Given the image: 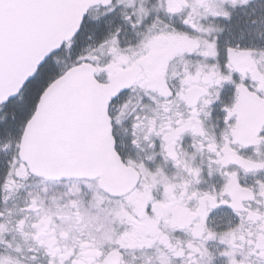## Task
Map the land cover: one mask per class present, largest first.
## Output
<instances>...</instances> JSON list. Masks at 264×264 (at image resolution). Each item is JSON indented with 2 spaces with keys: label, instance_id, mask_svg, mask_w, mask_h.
I'll use <instances>...</instances> for the list:
<instances>
[{
  "label": "snow or ice",
  "instance_id": "6c2138e0",
  "mask_svg": "<svg viewBox=\"0 0 264 264\" xmlns=\"http://www.w3.org/2000/svg\"><path fill=\"white\" fill-rule=\"evenodd\" d=\"M0 264H264V0H0Z\"/></svg>",
  "mask_w": 264,
  "mask_h": 264
}]
</instances>
